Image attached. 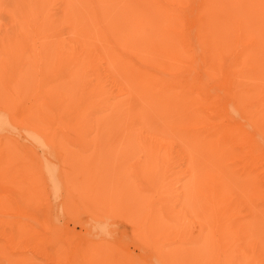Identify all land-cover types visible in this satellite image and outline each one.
<instances>
[{"label": "rangeland", "instance_id": "1", "mask_svg": "<svg viewBox=\"0 0 264 264\" xmlns=\"http://www.w3.org/2000/svg\"><path fill=\"white\" fill-rule=\"evenodd\" d=\"M43 1L49 17L58 20L57 31L65 44L86 48L84 57L90 64L82 67L80 78L103 82L111 100L120 104L110 112H135L138 117L129 128L117 131L124 135L85 141L28 140L27 147L8 153V177L0 180V264H264V134L235 107L231 89L236 78L237 89L247 90V114L264 104V71H260L264 63L250 59L236 67V75L225 66L229 74L213 75L202 86L221 107L222 119L238 122L255 137L257 155L239 140L226 144L227 151L205 149L187 136L200 131L199 126L182 121L184 114L178 108L175 115L171 111L176 120L171 128L172 122L158 115L146 104L149 98L139 93L137 86L147 83L134 77L161 74L165 81L178 83L188 74L201 76L206 66L192 44L194 56L188 65L181 64L177 51L168 53L174 39L163 22L149 17L151 11L137 15V25L126 30L123 22L128 15L113 10L120 30L124 29L119 39L105 35L113 43L98 31L93 0ZM202 1L171 3L179 8L192 42ZM69 7L72 13L65 21ZM83 10L91 12L94 28L92 21L84 23ZM79 18L92 29V37L83 41H76L70 24ZM125 33L144 45L124 39ZM231 52L226 51L227 57ZM249 72L254 73L251 78ZM65 74L51 81L61 82ZM254 77L258 82L253 85ZM163 85L159 88L174 89ZM149 145L158 150L161 164L154 183L142 172L144 147ZM27 162L32 165L29 182L20 168ZM209 171L216 177H207ZM211 189L215 197H222L220 201L205 199Z\"/></svg>", "mask_w": 264, "mask_h": 264}, {"label": "bare ground", "instance_id": "2", "mask_svg": "<svg viewBox=\"0 0 264 264\" xmlns=\"http://www.w3.org/2000/svg\"><path fill=\"white\" fill-rule=\"evenodd\" d=\"M43 3V0H0V12L4 14L0 13V153H5L0 159V180L8 177H5L7 166L11 162L7 157L8 153L14 147L20 150L27 147L25 143L28 140L76 138L85 141L110 137L112 134H119L118 130L129 128L130 123L138 117L135 112L122 115L110 112L120 104L111 100L103 82L99 78L94 82L80 78L82 67L90 64L89 59L84 57L86 48L80 44L76 50L77 46L65 44L64 38L57 31L58 20L49 17L48 9ZM171 3L172 0H93L91 9L98 15L96 26L102 33V38L110 42L115 43L105 35L119 39L124 29L137 25V15L151 11L149 17L163 22L170 38L174 39L171 40L173 46L168 53L172 55L177 51L179 58L176 60L181 64L188 65L189 59L191 61L194 56L193 52L190 53L192 44L195 53L201 54L206 66L204 74L198 75L199 77L188 74L186 79L183 78L178 83L165 81L161 74L148 77L146 74H136L134 77L138 75L143 78L140 79L141 83H147L146 88L140 84L137 86L139 93L142 92L149 98L146 104L155 108L158 115L172 122L170 127L173 129L176 120L171 111L175 115V111L181 109L180 112L184 114L182 121L186 120L193 127L199 126L200 131L195 129L191 135H187L194 144L221 152L227 151L226 144L239 140L256 156L255 137L238 122L229 123L222 119L221 107L213 100V94L202 86L213 75L222 76L229 74V71L231 75H236V67L246 65V61L250 59L264 63V0H203L197 7L199 20L196 22V37L193 42L188 35L189 30L185 29L186 22L180 15L179 8ZM113 10H122L128 15L123 22L127 25L124 29L120 30L121 26L116 23ZM71 13V7L67 8L64 12L65 21ZM83 13L84 23H95L89 10H83ZM129 20L134 23L129 24ZM84 23L81 18L70 21L71 27L75 29L76 41L92 37V29ZM94 27L95 24L92 28ZM124 36V39L139 47L140 44L144 45L130 33H125ZM246 41H250L247 46L242 44ZM153 49L156 50L154 47ZM228 49L232 51L230 57L226 55ZM183 57H187L186 60ZM225 66H230L229 71ZM260 71H264V68ZM63 72H66L61 77L63 81H51L53 76ZM249 73L251 78L254 73ZM256 78H253V85L258 82ZM232 79L231 89L236 95L235 107L240 108V112L246 117L249 115L251 123L261 126L264 134V104L247 114V90L237 89L238 85L234 83L236 78ZM161 83L165 87L172 85L174 89H161ZM131 107L129 105L128 109ZM91 136L93 137L90 138ZM144 148L146 155L143 177L154 183L155 174L161 169L158 150L153 145ZM20 168L26 174L24 181L29 182L28 170H32V165L27 162ZM247 175L251 176L250 173ZM208 176L213 179L216 173L209 171ZM250 182L256 187L253 180ZM210 191L205 196L206 200L212 202L216 197L221 200L222 197H215L213 189ZM204 248L206 249L205 245L202 252Z\"/></svg>", "mask_w": 264, "mask_h": 264}]
</instances>
